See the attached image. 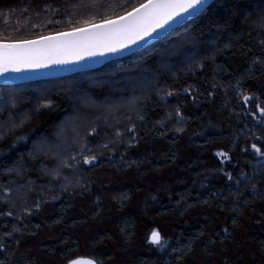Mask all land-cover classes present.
Segmentation results:
<instances>
[{
  "label": "trees",
  "instance_id": "obj_1",
  "mask_svg": "<svg viewBox=\"0 0 264 264\" xmlns=\"http://www.w3.org/2000/svg\"><path fill=\"white\" fill-rule=\"evenodd\" d=\"M142 1L0 0V40ZM0 90L21 101L0 105L19 116L0 133V264L101 243L98 264H264V160L247 163L264 152V112L247 115L264 109V0H212L131 53Z\"/></svg>",
  "mask_w": 264,
  "mask_h": 264
},
{
  "label": "snow or ice",
  "instance_id": "obj_2",
  "mask_svg": "<svg viewBox=\"0 0 264 264\" xmlns=\"http://www.w3.org/2000/svg\"><path fill=\"white\" fill-rule=\"evenodd\" d=\"M208 3V0H147V3L141 4L139 8L133 9V12L127 16L120 17L119 20H106L99 25H93L97 30L93 36H102L109 40H114V44L104 45L107 52H118L132 44H137L139 41L146 40L152 37L157 29H162L166 25L172 27L175 24L181 23L189 16L200 11V8ZM76 33L81 34V39L71 42L74 47H84L87 41L83 38V34L89 33V29H76L70 33H60L63 37H72ZM56 41V36L41 37L40 40L23 41L19 44H3L0 43V72L9 71L8 65H16L11 70L20 71L19 65L28 68L41 67L42 65L35 59L34 56L41 54L44 51H52L48 49H38L33 46L39 45L41 41ZM127 41V43H125ZM66 42L61 41L60 45L64 46ZM97 53L88 51V55ZM103 54V53H99ZM77 59L82 57L77 53ZM53 63H67L66 60H54ZM264 112V109H261ZM253 149L256 146L253 145ZM264 155V153H261ZM92 157L91 160H94ZM91 160H86L85 163H91ZM150 242L153 244H161L162 238L157 231L151 234ZM70 264H95L94 261H71Z\"/></svg>",
  "mask_w": 264,
  "mask_h": 264
},
{
  "label": "water",
  "instance_id": "obj_3",
  "mask_svg": "<svg viewBox=\"0 0 264 264\" xmlns=\"http://www.w3.org/2000/svg\"><path fill=\"white\" fill-rule=\"evenodd\" d=\"M212 0H208V3L205 4L203 7L200 8L202 10L206 5H208ZM147 3V0L142 1L141 3L137 4L136 6L132 7L131 9L127 10L126 12L119 14L117 16L107 18L104 20H100L93 23H88L79 27L55 31L46 33L43 35L24 38V39H16V40H0V43L3 44H19L23 41H31V40H40L41 37L47 36H56V41H41L39 45H35L33 47L38 49H48L51 48L52 51H44L41 54H38L33 57V59L37 60L42 66L36 68H28L24 67L23 65H19L20 71H13L11 70L16 65L9 64L8 68L9 71L0 72V84H12V83H20L26 82L30 80L36 79H46L52 77H59L63 75H67L70 73H74L76 71H82L86 69H91L101 65L102 63L109 61L115 57H120L131 53L141 47L153 42L154 40L158 39L160 36L168 32L169 30L173 29L174 27L178 26L179 24L183 23L184 21L188 20L192 16H189L187 19L183 20L179 24H175L172 27H168L167 25L162 29H157L156 33H153L152 37L146 38V40L139 41L137 44H132L127 48L122 49L118 52H107L105 50L104 45L106 44H114L115 46H119L115 44L114 40L106 39L102 36H93V33L97 30L93 27V25H99L104 23L106 20H119L120 17L127 16L128 13L133 12V9L139 8L141 4ZM87 28L89 29V33L83 34V38L87 41V44L84 47H74L72 46L71 42L77 41L81 39V34L76 33L72 37H63L60 36V33H70L74 32L76 29ZM66 42L64 46L60 45V42ZM127 43V41H125ZM2 51V50H0ZM88 51L97 53L95 55H88ZM77 53L82 57L81 59H77ZM99 53H103L102 55ZM54 60H66L67 63H53ZM71 261H93L87 257H73L69 259L65 264H70Z\"/></svg>",
  "mask_w": 264,
  "mask_h": 264
},
{
  "label": "rangeland",
  "instance_id": "obj_4",
  "mask_svg": "<svg viewBox=\"0 0 264 264\" xmlns=\"http://www.w3.org/2000/svg\"><path fill=\"white\" fill-rule=\"evenodd\" d=\"M16 91L18 92V89ZM17 92L13 93V95L12 94L7 95V91L0 90V105H1V103H3L4 106L6 104L12 105L14 103V101H15V104L21 103V101H19L18 99H16L14 97L17 95L19 96L20 93H17ZM249 104H250V95H247V94L242 95L241 100H240V106L244 107L243 113L248 112L247 108H248ZM1 108H2V106L0 107V110H1ZM11 111H14L13 105H12ZM5 114H7V112L4 114L0 113V118L2 117L0 120V133H4L5 131H8V129L10 130L12 127V122L16 119H19L18 115H17L18 118H17V116L16 117L10 116L9 118H7V117H5L6 116ZM260 114H261V109H258V115H252V113L250 111L248 112L247 115H249V117H251L250 121L251 120L259 121L260 120V118H259ZM1 115H3V116H1ZM217 129H219V128L217 127ZM253 145H255L256 149H259V151L254 150ZM248 151H249V153L252 154L251 159L247 161V163L249 165H252L258 161L264 160V155L261 154L264 152L261 151L260 146L257 143L251 142L249 145ZM215 153L217 156L222 158V160H225V158L227 157L226 153L221 151V150H218ZM91 158L92 157L84 158V161L91 160ZM91 161H94V160H91ZM107 250H108V246L104 243L95 244L93 246H82L76 253H74L73 257H78V256L79 257H87V258L92 259L95 262V264H98L99 260H100V258H99L100 254L106 252Z\"/></svg>",
  "mask_w": 264,
  "mask_h": 264
}]
</instances>
